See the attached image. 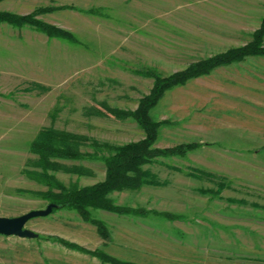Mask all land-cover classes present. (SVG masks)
<instances>
[{"label": "rangeland", "instance_id": "rangeland-1", "mask_svg": "<svg viewBox=\"0 0 264 264\" xmlns=\"http://www.w3.org/2000/svg\"><path fill=\"white\" fill-rule=\"evenodd\" d=\"M64 5L74 10L36 18L71 33L73 43L0 24V217L47 205L31 194L45 187L26 174L36 171L28 145L39 129L111 145L141 140L131 119L93 116L91 109L134 110L152 86L141 72L167 76L241 47L264 17V0H3L0 11L25 15ZM149 116L166 122L153 148L200 146L142 166L160 185L108 195L114 205L139 214L90 210L110 241L72 211L30 219L24 228L37 237L0 236V264H102L51 237L135 264H264V56L165 91ZM80 151L92 153L86 145ZM59 163L89 172L52 173L66 187L104 178L99 160ZM194 171L207 176L189 177ZM218 183L225 184L218 197L198 192L214 191Z\"/></svg>", "mask_w": 264, "mask_h": 264}, {"label": "trees", "instance_id": "trees-1", "mask_svg": "<svg viewBox=\"0 0 264 264\" xmlns=\"http://www.w3.org/2000/svg\"><path fill=\"white\" fill-rule=\"evenodd\" d=\"M3 0H0V2ZM60 10H74L70 5L58 7L36 8L31 13L17 15L0 11V24L21 28L27 26L43 34L47 38L63 40L69 43L75 42L73 35L63 29L49 25L37 19L38 15L53 13ZM92 13V11H86ZM264 56V17L260 21L257 30L251 34L250 41L245 45L229 49L223 53L215 54L209 58L190 64L185 69L171 73L167 76H160L155 72L145 71L141 75L152 79V86L146 95L138 99L136 108L132 111L118 110L107 107L104 104L91 109L93 116L108 117L117 120L131 119L143 132V138L136 142H129L122 145H111L100 143L73 133L59 131L52 128H42L37 131L33 140L28 145V151L36 159L33 167L36 171L26 172L28 176L45 187L44 191L31 192L37 199L54 205L51 213L58 210L72 211L86 223L94 226L98 236L104 241H110L109 232L101 221L90 216V210H101L116 215L133 214L141 211L119 207L112 203L108 195L115 191H134L141 186H158L155 178L142 166L152 163L157 157L168 158L171 156L182 157L185 153L191 152L200 145L196 143L181 144L171 148L155 149L153 144L157 136V129L166 122H154L149 116V111L162 97L163 93L176 86H182L187 81L204 75L215 68L228 66L242 61L246 57ZM88 142V143H87ZM89 146L92 153L80 151L81 146ZM106 151L107 155H100ZM99 160L104 167V178L101 182L77 187L76 185L64 186L58 182L52 173L63 171L75 174L78 177L89 175V172L80 166L66 167L61 161ZM196 175L189 177L201 179L207 176L200 171H194ZM225 189V184H216V189H199L198 192L212 197H218ZM235 204H245L243 200H228ZM259 208L257 204H251ZM261 208H264L261 207ZM167 218H173L165 216ZM61 247L88 255L99 260L102 264H135L130 261H121L109 256L99 250L89 251L74 243L67 242L57 237L50 238Z\"/></svg>", "mask_w": 264, "mask_h": 264}, {"label": "water", "instance_id": "water-1", "mask_svg": "<svg viewBox=\"0 0 264 264\" xmlns=\"http://www.w3.org/2000/svg\"><path fill=\"white\" fill-rule=\"evenodd\" d=\"M53 208L54 205L47 204L43 210H31L17 217H0V236L35 239L37 234L25 229V223L33 218L49 215Z\"/></svg>", "mask_w": 264, "mask_h": 264}]
</instances>
